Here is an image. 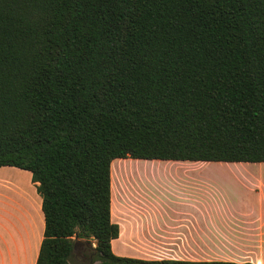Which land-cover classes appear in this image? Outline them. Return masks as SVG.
I'll return each mask as SVG.
<instances>
[{
	"label": "trees",
	"instance_id": "16d2710c",
	"mask_svg": "<svg viewBox=\"0 0 264 264\" xmlns=\"http://www.w3.org/2000/svg\"><path fill=\"white\" fill-rule=\"evenodd\" d=\"M126 158L264 163V0H0V168L41 198L35 264H238L115 255Z\"/></svg>",
	"mask_w": 264,
	"mask_h": 264
},
{
	"label": "crops",
	"instance_id": "0c3cea01",
	"mask_svg": "<svg viewBox=\"0 0 264 264\" xmlns=\"http://www.w3.org/2000/svg\"><path fill=\"white\" fill-rule=\"evenodd\" d=\"M142 161L145 162L142 164L145 170L169 173L173 180L169 185L172 189L164 190L159 195L161 198L151 203L144 195L141 196L138 190L133 191L132 184L124 175H117L118 171L125 172L130 167L139 170L140 161L117 159L111 163L110 219L119 228L118 238L111 242L112 252L124 253L123 249L127 246L187 243L188 241L182 240L183 237L191 236L196 231V234H202V237H208L210 234L218 236L222 239L218 241L221 244L240 246L245 255L238 264H264V163ZM148 165L151 167L148 168ZM225 170L234 171L232 176H229L234 182V189L244 193L246 191V198L252 203L250 207H235L233 212H230L234 215V225L228 222L217 225L213 213L218 209L211 210L209 203H204L203 200L204 197L210 196L212 175ZM27 175L28 181H31V174L28 172ZM30 183V196L34 201L28 202L31 220L12 223L0 220V264L36 263L43 238L44 220L41 198L36 193L35 184ZM112 183L118 190L113 189L115 187ZM138 185L140 188V183ZM129 193L135 194L136 198L132 205L123 206L121 196ZM117 241L120 242L119 245ZM131 251V256L148 260L139 258L137 252ZM162 259L183 260L168 257L155 260Z\"/></svg>",
	"mask_w": 264,
	"mask_h": 264
},
{
	"label": "rangeland",
	"instance_id": "374dc122",
	"mask_svg": "<svg viewBox=\"0 0 264 264\" xmlns=\"http://www.w3.org/2000/svg\"><path fill=\"white\" fill-rule=\"evenodd\" d=\"M124 160H134L126 158ZM140 161L139 170L130 167L128 170H120L117 175L124 177L132 184L133 191L138 190L141 196L144 195L151 203L161 198L159 195L164 190L172 189L169 186L173 180L169 173L157 172L153 169H144ZM151 167L148 165V168ZM254 169V168H253ZM257 170V169H256ZM21 171V172H20ZM260 171V170H259ZM264 171V170H262ZM234 171H221L212 175L210 180V196L204 197V203L207 202L216 217L217 225L228 222L234 225L233 212L235 207H250L252 203L246 198V191H239L234 189V182L229 176ZM28 172L18 169L0 168V220L2 222H22L31 220V213L28 211L31 200L30 196V180L28 181ZM237 173V172H235ZM219 177V178H218ZM139 180H142L141 182ZM138 183H140V188ZM209 191V190H208ZM136 198L135 194L121 196V204L123 206L132 205ZM32 203L34 202L31 200ZM33 212V209H32ZM224 214L226 218H224ZM2 217V218H1ZM187 243L181 244H145L137 246L124 247V253L117 251L113 252L115 255L122 257L137 258L132 255V251L137 252L139 258L145 259H159V258H180L188 261H228L240 263L241 257L245 254L241 252L240 246L234 244H221L218 241L222 240L218 236L211 235L202 237V234H194L188 237H183ZM120 243L119 241L116 242ZM119 245V244H118ZM94 246V245H93ZM80 256V250L76 254ZM236 259V260H234Z\"/></svg>",
	"mask_w": 264,
	"mask_h": 264
},
{
	"label": "water",
	"instance_id": "95a60500",
	"mask_svg": "<svg viewBox=\"0 0 264 264\" xmlns=\"http://www.w3.org/2000/svg\"><path fill=\"white\" fill-rule=\"evenodd\" d=\"M76 238V237H75ZM83 246H86V247H93L91 244L89 243H84V242H81V241H77L74 245H73V251L75 254L78 253L79 250H81V248Z\"/></svg>",
	"mask_w": 264,
	"mask_h": 264
},
{
	"label": "bare ground",
	"instance_id": "6f19581e",
	"mask_svg": "<svg viewBox=\"0 0 264 264\" xmlns=\"http://www.w3.org/2000/svg\"><path fill=\"white\" fill-rule=\"evenodd\" d=\"M117 169H118V168H117ZM117 171H118V170H117ZM118 172H119V171H118ZM115 178H116V177H115ZM120 179H121V178H120ZM123 179H124V178H123ZM118 180H119V179H118ZM121 180H122V179H121ZM115 183H116V182H115ZM117 184H118V182H117ZM113 185H114V184L112 183V186H113ZM114 187H115V188H113V189L116 190L117 188H116L115 185H114ZM113 189H112V190H113ZM117 190H118V189H117ZM113 192H114V191H113ZM113 192H112V193H113ZM115 192H116V191H115Z\"/></svg>",
	"mask_w": 264,
	"mask_h": 264
}]
</instances>
